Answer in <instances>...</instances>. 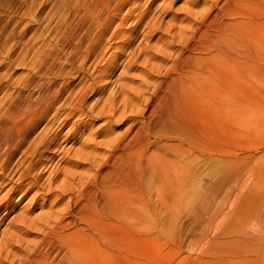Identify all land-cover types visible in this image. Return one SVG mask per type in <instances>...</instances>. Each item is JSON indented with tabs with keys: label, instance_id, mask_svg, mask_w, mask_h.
Instances as JSON below:
<instances>
[{
	"label": "bare ground",
	"instance_id": "bare-ground-1",
	"mask_svg": "<svg viewBox=\"0 0 264 264\" xmlns=\"http://www.w3.org/2000/svg\"><path fill=\"white\" fill-rule=\"evenodd\" d=\"M241 1L219 0L214 4L218 10L211 7L194 17L179 28L177 38L173 33L164 45L144 46L147 58L142 62L141 80L135 87L122 84L120 90H110L113 96L99 108L86 104L93 84L105 73L96 70L93 76L90 72L89 83L65 99L67 87L51 85L34 98L9 104L10 109L23 112V119L0 120V191L5 189L0 195V264H129L130 253L121 250V241L136 239L144 245L147 216L153 211H167L175 224L179 199L186 194L195 198L189 212L198 215L199 225L205 221L201 213L209 214L210 222L221 216L222 227H215L221 240L206 239L218 244L221 254L209 259L210 263L264 264V228L254 235L244 226L251 219L264 220L262 196L256 193L264 190V184L257 191L250 188L249 176H244L246 166L230 162L226 147L230 125L244 117L239 89L233 88L244 76L243 57L258 55L264 45L257 36L259 26L264 25V10L257 9L258 1L264 0H246L248 5L256 3L247 9L251 14H244L246 20H233L243 14L234 8L228 13L226 7ZM221 9L230 20L220 17ZM158 28L154 22L145 24L149 35ZM247 33L252 34L251 40ZM125 34L116 32L111 37ZM83 56L82 60L89 55ZM163 58L170 63L162 66L155 61ZM232 65H236L233 77ZM45 68L49 71L45 73H63L60 66ZM149 73L157 79L148 80ZM140 98L144 104L139 109L136 101ZM61 111L64 114L59 119ZM127 111L135 114L124 117ZM101 118L104 125L81 136L79 147L67 159L68 166L83 170L72 171L61 162L51 165L57 156L56 162L68 156L70 148L61 147L63 142L71 136L68 141L76 140L88 121ZM46 119L59 122L56 129L37 131ZM119 121L126 125L121 132L105 133L108 136L97 140L103 127ZM30 136L33 139L23 150ZM99 146L104 152H97ZM193 152L198 154L188 160L180 158ZM206 155L219 156L221 163L209 173V185L193 187L196 163ZM13 158L18 164L12 170ZM42 165L50 171L41 182L37 172ZM257 178L264 179V167ZM38 198L45 202L36 212ZM24 199L20 212L9 217ZM226 204L228 210L223 212ZM137 223L141 227L136 235ZM30 235L35 238L28 239Z\"/></svg>",
	"mask_w": 264,
	"mask_h": 264
},
{
	"label": "rangeland",
	"instance_id": "rangeland-1",
	"mask_svg": "<svg viewBox=\"0 0 264 264\" xmlns=\"http://www.w3.org/2000/svg\"><path fill=\"white\" fill-rule=\"evenodd\" d=\"M218 1L0 0V120L16 121L23 119V112L10 109L9 104L24 97L34 98L51 85L67 87V92L62 99H65L67 95H73L82 84L90 82V77L94 75L95 70L96 73L98 71L105 73L101 76L102 80L93 84V94L90 95L86 104H94L99 108L107 98L113 96L110 90L114 91L118 88L120 90L122 84L135 87L141 80L144 70L142 62L147 58V47L153 48L161 44L164 45L170 40L173 33L177 38L179 28L186 25L194 17H198L208 9L210 10L211 7L214 11L218 10L214 5ZM255 6L256 3H249L248 5L247 1L244 0L239 4L228 5L226 11L228 13L233 12L231 8H234L235 11L243 14V16L239 14L234 16L233 20H236L244 18L245 13L246 16H249L252 10L247 9ZM257 9L264 10V2L258 1ZM219 15L223 20H230L223 9ZM246 16L243 20L247 19ZM148 22H154L159 27L150 35L145 29V24ZM87 28L90 30L86 36L85 30ZM259 28L257 36L264 41V25H260ZM116 32H119L120 35L124 32L126 36L111 37V34ZM247 35L251 40L252 34L247 33ZM228 36L229 42L232 43L231 36L229 34ZM245 46L248 49L251 43H246ZM172 48L175 49L176 46L173 45ZM94 53L96 54L94 55ZM149 53H153L152 50ZM82 54H84V58L86 55L89 56L82 60L80 57ZM155 61L158 62L157 64L161 63L162 66L170 63L166 58ZM81 62L83 63L82 68H80ZM59 66L63 70L61 75H56V72L45 73L49 72L46 71L45 67L56 68ZM235 66L232 65L230 68L232 77ZM242 66L244 76L240 83L236 82L233 85L231 82V86L239 89L238 99L244 107V117L240 122H237L238 124L230 125L231 129L227 134L226 147L229 150V161L238 163L239 166H246L244 176H249L250 188L252 187L254 191H257L258 187L264 184L261 183L264 182V179L257 178L259 170L264 167V131H262L264 130L262 128L264 127V45L258 49V55L252 57L245 55ZM91 71H93L92 76ZM66 73L70 75L67 76ZM147 76L150 81L157 79L156 74L149 73ZM96 87L97 89L94 90ZM143 104L141 98L136 101L139 109L143 107ZM63 114L62 111L59 113V119L62 118ZM134 114L127 111L124 117ZM230 120L233 122L232 116ZM58 123L55 121L47 122L46 119L39 125L37 131L48 127L50 128L49 132H53ZM103 123L102 118L88 121L86 126L82 127L84 132L82 131L76 140L68 141L71 136L62 143L61 147L64 149L70 148L67 152L68 156L56 162L57 156L51 165L61 162V166H68L67 159L71 158L74 149L79 147V138L85 137L90 132L98 131V127L104 125ZM125 127L126 125L120 121L116 124L106 125L98 134L97 140L108 136L104 135L105 133L121 132ZM32 139L30 136L27 140L28 143L26 142L22 149H26ZM104 150L103 146H99L97 152H104ZM197 154V152H193L192 155L185 154L181 155L180 158L188 160ZM220 163L219 156L206 155L200 157L194 170L193 187L209 185L212 182L209 173L214 172ZM17 164L18 161L13 158L10 168L15 169ZM47 168H43L42 165L38 172L35 171L37 173L40 171L41 182L50 171ZM70 168L76 172L84 169L76 166ZM4 191L5 189L1 190L0 195ZM256 193L262 196V216H264V190ZM17 196L14 197L15 200ZM26 200L24 199L16 205L9 217L20 212ZM194 200L195 198L188 194L181 197V201L179 199V210L174 213L175 224L171 223L172 219L169 220L167 211L156 212L151 209L154 213L150 212V215L147 216L148 240L143 242L146 246L141 245L142 242H138L136 239H134L135 241H121V250L130 253L129 264H220L209 262V259L219 258L221 254L220 251L217 252L220 250L218 244L215 245L206 239L215 237V241L221 240L218 231H215V227L221 226L219 222L221 216H216V220L210 222L208 220L209 214L201 213L199 216H204L205 221L199 225L195 219L198 215L189 212ZM44 202L45 198L36 200V212L40 210V206ZM151 204L152 208L157 209L152 201ZM224 207L223 212L228 210L229 204ZM43 209L45 210L47 207ZM7 222L8 219L4 224ZM4 224L1 228L4 227ZM244 226L248 232L256 235L259 233V229L264 228V220L251 219ZM140 227L138 223L135 225L136 235L139 233ZM34 238L35 235L28 236V239Z\"/></svg>",
	"mask_w": 264,
	"mask_h": 264
}]
</instances>
